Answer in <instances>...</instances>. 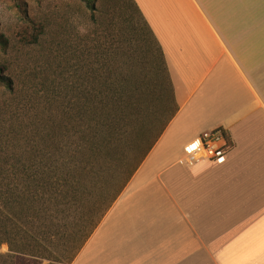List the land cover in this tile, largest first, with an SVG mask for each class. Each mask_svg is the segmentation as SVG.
<instances>
[{"label": "crops", "instance_id": "crops-1", "mask_svg": "<svg viewBox=\"0 0 264 264\" xmlns=\"http://www.w3.org/2000/svg\"><path fill=\"white\" fill-rule=\"evenodd\" d=\"M135 2L178 110L72 264H264V0ZM216 127L225 162L187 157Z\"/></svg>", "mask_w": 264, "mask_h": 264}, {"label": "rangeland", "instance_id": "rangeland-1", "mask_svg": "<svg viewBox=\"0 0 264 264\" xmlns=\"http://www.w3.org/2000/svg\"><path fill=\"white\" fill-rule=\"evenodd\" d=\"M96 2L92 11L81 0H21L20 10L15 0H0V34L9 41L0 46V69L14 81L13 90L0 86V167L8 171L0 175V264L73 263L67 262L71 244L59 233L87 202L82 197L60 210L53 202H33V188L22 194L28 181L13 169L33 173L30 153L47 148L55 166L86 165L108 143L111 121H119L120 149L127 154L133 131L160 139L166 129L170 113L157 109L165 110L171 85L166 75L156 85L159 50L152 34L131 1ZM24 17L46 26L37 44L23 39L30 25ZM116 167L115 160L97 167L90 200ZM34 240L50 259L30 255Z\"/></svg>", "mask_w": 264, "mask_h": 264}, {"label": "trees", "instance_id": "trees-1", "mask_svg": "<svg viewBox=\"0 0 264 264\" xmlns=\"http://www.w3.org/2000/svg\"><path fill=\"white\" fill-rule=\"evenodd\" d=\"M15 1L20 10H22L21 0ZM81 1H83L90 10H96V0ZM129 1H131L133 5H135L137 12L144 20L147 28L152 34L153 39L158 45L159 54L154 55L156 58H158L155 59L157 61V71L155 73V76L157 77V79L159 78L158 81H156V85L159 86L158 83L160 79L165 75L167 76L171 85V91L166 90V92L164 93L167 97L165 110L159 111V109H157V112L160 113L159 115H161L162 113H170L169 118L163 127L167 128L168 124L178 110L167 61L162 47L157 41L151 27L145 20L135 0ZM24 18L28 20L30 25L27 28L23 39L28 40L29 44H37L40 41L41 36L45 32L46 26L44 22L40 20L28 19L29 17ZM8 45V39H6L4 35L0 34V46H4V48H7ZM162 68L165 72V74L163 75L160 70ZM162 80H164V78ZM0 86H4L8 90H13L14 88L13 79L9 76L4 75L1 69ZM171 102H174V106H171ZM158 113H156V116L159 119L160 116L158 115ZM111 122L113 123H111L110 125L111 132L108 135V143H106L107 146L105 144L102 148H98L96 152H94V154L92 155V163H87L86 165L84 163L80 165L77 164L75 166L58 164L55 166L56 161L54 160L53 154L51 155L52 151L49 152L47 148H42L34 150L32 153H30L32 154L30 160L35 163V167L37 168L35 171H33V173L29 172V170H26L25 166L21 172L19 170L13 169V174H16L17 176L23 175L28 181V187L24 192H22V194H30L28 191L33 188L30 195L32 196L33 202L35 201V199H38V204L41 203L45 205L47 203L53 202L54 206L56 208H59L60 210L63 203L64 206L70 207L73 202L79 201L82 197H84V202H87V204L83 208L82 206L78 205V208L82 213L78 211L77 215L74 218H71L65 224L62 232L59 233L63 234L64 237L67 238V241L71 244L70 248L72 250H70V254L72 253L73 255L69 257L67 261L68 263H72L78 255L79 251L86 245L108 211L112 208L114 203L123 193L127 185L130 183L140 166L146 160L147 156L150 154L159 140V135H157L156 137H150L146 132L147 130L143 131V133L139 134V136H136V134L134 135L133 131L128 140L129 148L131 149L128 152L129 154H127L124 150L120 149L121 139L119 137V121L115 120ZM57 128L58 127H56L55 129L57 130ZM112 160H115L117 162L116 170L109 177L105 178L102 184L101 181L100 183L98 182L99 193L95 194L90 200L89 182L92 179H95L94 175L97 173L95 170H97V167L102 168ZM65 166H67V168L64 169ZM7 172L8 171L5 167H0L1 177L4 176V178H6ZM8 178H13V176L10 175V177ZM14 192L15 190L12 191V193ZM17 192L18 191H16L15 193ZM41 210L43 212L42 208ZM41 244V241L34 240V243L30 245L33 249V253H30V255H33V257L49 258L48 255L46 256L41 253L43 250L42 248L45 249V247H42ZM19 252L24 253V251Z\"/></svg>", "mask_w": 264, "mask_h": 264}, {"label": "built area", "instance_id": "built-area-1", "mask_svg": "<svg viewBox=\"0 0 264 264\" xmlns=\"http://www.w3.org/2000/svg\"><path fill=\"white\" fill-rule=\"evenodd\" d=\"M233 147L228 131L223 127H216L203 131L184 148L187 157L207 159L214 163L225 162Z\"/></svg>", "mask_w": 264, "mask_h": 264}, {"label": "clouds", "instance_id": "clouds-1", "mask_svg": "<svg viewBox=\"0 0 264 264\" xmlns=\"http://www.w3.org/2000/svg\"><path fill=\"white\" fill-rule=\"evenodd\" d=\"M77 31L81 36L86 34V30L83 27H77Z\"/></svg>", "mask_w": 264, "mask_h": 264}]
</instances>
